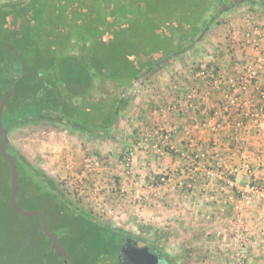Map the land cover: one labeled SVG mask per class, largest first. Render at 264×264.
Wrapping results in <instances>:
<instances>
[{"label": "trees", "instance_id": "trees-1", "mask_svg": "<svg viewBox=\"0 0 264 264\" xmlns=\"http://www.w3.org/2000/svg\"><path fill=\"white\" fill-rule=\"evenodd\" d=\"M239 1L247 0H16L0 5V105L13 94L4 110V126L10 132L22 123L47 119L70 122L89 135L111 132L127 107L132 85L195 49ZM249 1L264 8V0ZM8 152L17 165L22 208L35 199L30 195L35 190H56L10 146ZM4 160L11 213L37 223L33 228L10 227L7 233L19 237L28 230L35 249L28 247L26 264H43L51 251L57 252L39 217H24L14 208ZM39 195L53 199L47 192ZM95 221L92 234L83 222L72 227L66 244L55 234L65 251L75 254L67 252L75 264H96L102 248L117 261L122 244L117 250L115 237L123 243V232Z\"/></svg>", "mask_w": 264, "mask_h": 264}, {"label": "crops", "instance_id": "crops-1", "mask_svg": "<svg viewBox=\"0 0 264 264\" xmlns=\"http://www.w3.org/2000/svg\"><path fill=\"white\" fill-rule=\"evenodd\" d=\"M250 10L264 17L263 7ZM250 18L242 22L248 29L259 24ZM245 33L207 31L192 53L196 60L209 63L207 77L188 73L186 52L159 74L139 80L106 138L122 164L125 153L130 152L132 159L126 171L121 165L113 175L116 193L127 191L133 201L117 210L130 208L133 217L173 230L183 251L192 249L197 264H237L243 258L245 264H264V190L243 209L230 198L251 183L264 187V135L253 117L264 107V63L260 76L245 91L233 94L235 103L229 101L232 85L257 54ZM191 91L193 104L186 100ZM70 140L75 142V135ZM165 170H190L194 188L180 190L172 182L158 194L148 193L147 176ZM211 170L233 179L235 194L231 196L223 177L208 176Z\"/></svg>", "mask_w": 264, "mask_h": 264}, {"label": "rangeland", "instance_id": "rangeland-1", "mask_svg": "<svg viewBox=\"0 0 264 264\" xmlns=\"http://www.w3.org/2000/svg\"><path fill=\"white\" fill-rule=\"evenodd\" d=\"M12 1L16 0H0V5ZM253 6L255 7L252 8ZM261 8L259 4L251 3L249 0L239 1L234 7L224 11L222 17L213 23L208 33L213 30L223 31L224 29L230 30L231 35L234 29L246 32L249 27L246 28L247 24L242 22L250 18L249 15H252L250 9L259 12ZM250 19H253L255 24L264 25L263 14L256 15L253 13ZM209 43L212 45L211 42ZM192 51H188V67H191V70L188 69V73L196 76L201 65L208 62L207 60L201 61L199 58L196 60L195 56L192 55L195 50ZM209 68L211 69L210 66ZM137 82L139 83V80L132 85L128 97H131ZM71 125L72 123L64 120L37 119L33 122L22 123L8 132L9 146L27 162L29 167L47 178L51 186L56 189L44 187L42 191L35 190L30 194L35 195V199L23 204L24 210L42 211L50 231L56 234L63 244H66L67 238L73 231L72 227H79L83 222L86 233L89 231L92 234L94 229L91 230V224L97 220L123 232L124 235H121L123 240L124 237L132 236L142 239L145 243L157 245L174 264H197L196 259L192 258V249L190 252L183 251L180 238L173 230L167 226L152 225L142 216L139 218L135 216L136 214L133 217L132 212L128 211L130 208L117 210L121 204H130L133 201L127 191H123L124 194L116 193V187L113 185V175L121 165L126 171L127 161L124 160L122 164L121 158L118 157V150L108 140L106 141L112 132L104 135H91V133L89 135V133ZM74 135L76 141L72 142L70 138H74ZM70 144L72 148L69 150ZM129 153H125V159ZM125 174L127 175V173ZM103 183L106 185L104 188ZM8 184V166L0 155V218L3 219L0 222L2 226L0 231V264H7L5 260L9 255V264H26L29 261L25 258L27 251L30 250L28 247L35 249V246L30 244L32 242L30 233L26 230L24 236L18 237L9 235L7 231H10V227L18 230L31 225L33 228L37 223L36 221L28 223L26 219L11 213L5 196L8 191ZM147 191L153 195L158 194V192L155 193L149 189ZM46 192L53 197L52 201L43 200V195H39ZM38 196L40 197L38 198ZM85 238L88 240V237ZM115 239L117 240L115 246L118 250L122 243L118 237ZM89 243H91L90 240L84 245ZM67 252L75 256L71 251L67 250ZM97 253L99 260L96 264H114L116 262L109 258L105 248L98 249ZM246 261L247 259L239 261L237 264H241V262L245 264ZM43 264H67V262L62 260L57 253L51 251L47 257L43 258Z\"/></svg>", "mask_w": 264, "mask_h": 264}, {"label": "built area", "instance_id": "built-area-1", "mask_svg": "<svg viewBox=\"0 0 264 264\" xmlns=\"http://www.w3.org/2000/svg\"><path fill=\"white\" fill-rule=\"evenodd\" d=\"M245 39L251 44V47L254 51H256V55L253 57V62L244 68V72L242 75L236 79V83L232 85L231 93L232 95L229 97L230 103H235L236 100L232 99L233 94H240L241 91H245L248 86L260 76V71L262 70V64L264 63V25L256 24L253 25L249 30L245 33ZM211 69L209 68V63H204L201 65L198 73L196 74L197 77H207ZM262 98L264 99V91L261 92ZM195 99V91L189 92L186 95V100L188 103L193 104ZM254 122L262 129V133L264 135V107H260L256 110L255 114L253 115ZM127 166H130L132 161L131 155L127 156L126 158ZM210 177H217L221 176L224 178L227 189L229 193L231 192V196L235 194L236 184L233 179L229 176L225 177L224 172H216V171H208L207 173ZM174 176L177 178L174 179ZM147 188L152 192H157L162 187L175 182L176 185L181 190H192L194 188V180L192 174L189 171H162L158 174H150L147 177ZM133 184L138 186L139 182L136 179H133ZM264 187H259V185L251 183L246 190L240 191L238 197L232 196L230 198H236L237 206L239 209H243L245 206H250L253 200V197L256 193L262 192ZM244 245L242 244L241 247ZM243 257V255H241ZM244 261V258L241 260ZM242 264V262H241Z\"/></svg>", "mask_w": 264, "mask_h": 264}, {"label": "water", "instance_id": "water-1", "mask_svg": "<svg viewBox=\"0 0 264 264\" xmlns=\"http://www.w3.org/2000/svg\"><path fill=\"white\" fill-rule=\"evenodd\" d=\"M13 94L7 95V97L2 101L0 105V129H1V138L3 141L7 140V147L5 143L0 140V152L7 159L10 175H11V202L16 209V211L24 217H33L38 216L44 233L49 237L52 242L53 248L56 252L63 257L64 260L69 261L71 264H75L74 260L68 255L65 249L59 243L57 237L52 233L46 223V219L43 213L39 210L26 211L18 203L17 195L19 191V182H18V171L17 165L13 157L8 152V138L6 139L4 135V126H3V112L8 100L12 97ZM119 264H170L165 256L159 255L157 250L152 247H140L136 241H128L122 247V250L119 254Z\"/></svg>", "mask_w": 264, "mask_h": 264}, {"label": "flooded vegetation", "instance_id": "flooded-vegetation-1", "mask_svg": "<svg viewBox=\"0 0 264 264\" xmlns=\"http://www.w3.org/2000/svg\"><path fill=\"white\" fill-rule=\"evenodd\" d=\"M7 97V95L5 96V98ZM6 106H7V104H6ZM6 106H5V108H6ZM5 110V109H4ZM3 114H4V112H3ZM2 121H3V119H2ZM3 126H4V123H3ZM7 134H8V131H7V124H6V126H4V135H5V137H6V139H7ZM0 140H2L3 141V139L1 138V129H0ZM4 143H5V145H6V147H7V140H5V141H3ZM8 146H9V144H8ZM4 157V156H3ZM5 158V157H4ZM6 159V158H5ZM7 160V159H6ZM128 241H136L137 243H138V245L140 246V247H152V248H159L157 245H155V244H150V243H145L144 241H142V239H139V238H136V237H132V236H130V237H124V241H123V243H122V246H121V249H120V252H121V250H122V247H123V245L125 244V243H127ZM160 249V251H161V253L162 254H160L159 252H157L159 255H163V251L161 250V248H159ZM120 254V253H119ZM163 256H165L166 257V259L169 261V263L170 264H174L172 261H171V259L168 257V256H166V255H163ZM117 263H115V264H119V255H118V258H117V261H116Z\"/></svg>", "mask_w": 264, "mask_h": 264}]
</instances>
